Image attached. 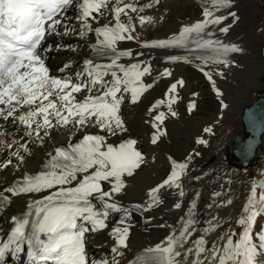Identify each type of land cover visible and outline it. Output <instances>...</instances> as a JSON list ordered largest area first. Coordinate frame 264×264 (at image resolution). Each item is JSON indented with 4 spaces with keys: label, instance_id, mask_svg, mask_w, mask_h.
<instances>
[{
    "label": "snow or ice",
    "instance_id": "1",
    "mask_svg": "<svg viewBox=\"0 0 264 264\" xmlns=\"http://www.w3.org/2000/svg\"><path fill=\"white\" fill-rule=\"evenodd\" d=\"M159 3L155 0L156 5ZM234 4L235 0H204L202 20L183 25L171 38L144 40L132 14H136L141 28L154 25L153 16L141 15L154 6L152 3L138 6L135 0H0V153L7 150L0 169L10 165L18 168L31 155L30 145L43 146L52 139L53 131L63 129L69 134L66 143L46 154L39 170L0 190V213L12 205L13 197H29L27 210L10 217L13 226L7 239L0 237V264H5L7 256L18 257L25 251L27 264H121L130 250L134 214L159 208L164 203V189H174L181 198L173 209L186 211L175 225H159L170 229L164 240L136 253L127 264H264V179L252 182L235 226L218 213L202 222L198 215L199 192L184 204L185 179L194 157L200 155L195 149L183 161L168 157L169 174L148 190L145 202L128 207L120 199L128 187L127 178L147 162L137 147L138 140L130 135L125 138L129 128L121 114L122 105L126 96L131 104L139 103L154 86L145 82V77L152 75L151 63L140 59L145 52L123 47V42L135 41L141 49L184 48L191 58L171 55L167 59L228 67V54L244 50L236 44L204 37H213V26L229 17L233 24L240 20L232 10ZM231 27L229 24L218 30L227 34ZM90 34L95 36L94 43H89ZM70 36L84 41L93 56L84 59L79 70L73 68L69 58L60 70L65 74L53 75L45 56L62 50L75 53L78 46L57 43L52 48L48 41ZM198 50H210L211 55H197ZM200 71L217 95H222L212 74L204 67ZM172 75L167 68L160 73L161 77ZM217 75L223 76V72ZM185 83L182 78L171 83L166 99L157 100L148 109L151 119L145 123L154 129L152 145L167 135L163 125L168 115H178L173 105L179 99L178 88ZM164 105L167 113L158 111ZM195 107L192 103L189 111ZM252 123L255 126L254 118ZM204 131L211 133L212 129ZM77 134H81L79 138ZM196 143L207 145L208 141L200 137ZM222 195L219 191L212 193L214 198ZM232 204L229 197L215 205L209 203L207 208ZM113 214H119L120 219L110 227ZM154 218L149 215L145 219L150 223ZM105 232L114 242V255L110 260L90 259L89 238Z\"/></svg>",
    "mask_w": 264,
    "mask_h": 264
},
{
    "label": "bare ground",
    "instance_id": "2",
    "mask_svg": "<svg viewBox=\"0 0 264 264\" xmlns=\"http://www.w3.org/2000/svg\"><path fill=\"white\" fill-rule=\"evenodd\" d=\"M258 1L260 5L264 6V0ZM135 2L138 6L148 3L154 5L151 8H146L141 13V15L153 16L156 20L154 25H145L141 28L136 14H132L134 23H137V32L140 33L141 38L144 40L171 38L174 34L179 33L183 25H190L204 18L202 16L204 0H160L158 5L155 4V0H135ZM219 14L217 13V15ZM160 17H164V19L161 20ZM108 19H111V17L109 16ZM104 22V20L101 21V23ZM220 26H213L211 29L215 32L213 37L205 36L204 38L219 39L226 44H236L235 40L224 36V33L218 30L221 28ZM94 42L95 36L94 34H90L89 43ZM57 43H71L74 47L78 46V50L75 53L62 50L47 54L45 57L50 72L53 75L63 76L65 74L60 70L68 62L69 58L73 62V68L79 70L83 60L93 56L91 49L85 45L84 41L79 40L77 37H54L48 41L49 46L52 48H55ZM122 46L131 48L134 51L145 52V56L140 59L146 60L152 65V75L145 77V82L153 83L154 86L144 94L139 103L135 105L131 104L129 98L126 96L122 105L121 114L129 128V134L125 138L130 135L131 138L138 140L137 147L144 153L147 162L133 177L127 178L128 187L120 199L128 207L145 202L148 190L161 183L166 178L164 176L169 173L170 162L168 157H172L177 161H183L185 156L195 149L200 155L194 157L190 165V175L185 179L186 196L182 198L184 204H189L194 194L199 192L198 215L202 222L207 221L211 215L218 213L220 217L230 221L235 226V219L239 216L242 206L246 203V197L250 192L252 182L264 179V138L256 158L247 167L235 166L229 160L233 139L236 136L243 137L241 113L244 106L253 103L259 97L264 98V54L262 59L253 60L252 58L243 57L239 53H229L227 59L231 61V65L228 67L223 64L214 63L204 65L202 61L193 60L198 66L201 64L208 69V72L212 74L213 79L216 81V88L220 92L222 88H229V85H225L224 81L235 84L238 74H242L235 68L236 61L238 62L237 65H243L244 69L242 70L248 72V74L244 75L249 76L250 79V93H245V95L238 93L237 96L241 99L238 101H231L232 99L229 100L223 94L219 95L217 97L219 100L218 111L211 118L207 119L199 116L195 111L202 99L198 95L193 96L191 84L185 71L186 65L189 63H185L182 60L172 62L167 59L171 55H188L191 58L192 54L188 50L184 48H171L167 50L141 49L135 41L123 42ZM191 47L194 48L195 46L191 45ZM195 54L207 56L211 55V51L198 50ZM233 61H235L234 64ZM98 62L100 61L98 60ZM223 67H226V70H223ZM165 68L173 73L171 77L160 76V73ZM219 71L223 72V76L217 75ZM254 76L261 80L252 79L251 77ZM181 78L186 83L183 88H178L179 99L173 105V110L178 115L176 117L168 115V119L163 125L167 131V135L162 137L161 141L157 144L158 146L152 145L150 138L154 129L151 128L150 124L145 123V121L151 119L148 109L157 100L166 99L165 94L170 84ZM209 86L216 92L211 82H209ZM192 103H195L196 107L189 111ZM225 104L227 105L226 108L223 106ZM182 106L187 108L188 112L186 114L182 113ZM158 111H165L167 113L166 105L161 106ZM209 127L212 129V132H205L204 129ZM90 131L96 130L90 129ZM68 135V132L63 129L53 131L52 139L46 141L43 146L38 144L30 145L32 149L31 155L18 168L10 165L7 169H0V190L12 185L25 174L35 173L39 170L46 159V154L53 151L55 147L66 143ZM79 135L81 134H77V138H79ZM200 137L206 139L208 144L197 145L196 140ZM111 139L115 140L116 138ZM6 154L7 150H5V153H0V163L4 162ZM222 156L225 159H222ZM13 164H16L15 158H13ZM197 176L201 178L199 180L194 179ZM216 191L222 192L224 195L214 198L212 193ZM161 193L164 203L159 208L143 215L134 214L129 237L130 250L126 257L121 259V264H127L128 259L132 258L136 253L163 241L170 229L168 227H160L159 225H175L178 218L184 215L186 209L174 210L172 207L178 199H181L175 195L174 189H164L161 190ZM229 197L233 199L231 206L207 208L209 203L215 205L219 200H226ZM28 200V196L13 197L12 205L5 212L0 213V237H3L4 240L7 239V234H10L11 227L13 226L10 217L12 215L23 214L27 210L26 204ZM149 215L155 217L150 223L146 222L145 219ZM119 219V214H113L110 219V227L118 224ZM225 226L227 227V225ZM257 227H259V220ZM113 243L112 238L107 232L92 235L87 242L89 258L96 261L102 259L110 260L114 255L111 252ZM26 258L25 252L19 254L18 257L9 255L6 257L5 264H24Z\"/></svg>",
    "mask_w": 264,
    "mask_h": 264
},
{
    "label": "rangeland",
    "instance_id": "3",
    "mask_svg": "<svg viewBox=\"0 0 264 264\" xmlns=\"http://www.w3.org/2000/svg\"><path fill=\"white\" fill-rule=\"evenodd\" d=\"M232 10L237 12L240 20L233 24L232 19L229 17L228 20L224 21L220 27H224L229 24H232V27L227 34L224 33L223 35L235 40L236 45L244 50L239 53L241 56L250 59L252 58L253 60L262 59L264 54V6L260 5L258 0H236ZM234 62L235 61H233V64ZM237 64L238 62L236 61L235 68L242 74H238L235 79V84L224 81V84L229 85V88L221 89V93L229 100L232 99L231 101L241 100L237 96L238 93L245 95V93L247 94L251 92V88L249 86V76L244 75L248 74V72L242 70L244 69L243 65ZM200 67L204 66L201 64L198 66L197 63H189L186 65L185 71L191 84L193 96L198 95V97L202 99V101L197 105L195 111L199 116L209 119L217 113L219 100L217 99V93L209 86L210 81L204 73L200 71ZM204 69L205 71H208L206 67H204ZM224 69L226 70V67H223V70ZM251 78L261 80L260 78H256V76ZM186 109L187 108L185 106H182L183 114L188 112ZM222 159H225V157L222 156ZM168 174L169 173L163 176L167 177Z\"/></svg>",
    "mask_w": 264,
    "mask_h": 264
},
{
    "label": "water",
    "instance_id": "4",
    "mask_svg": "<svg viewBox=\"0 0 264 264\" xmlns=\"http://www.w3.org/2000/svg\"><path fill=\"white\" fill-rule=\"evenodd\" d=\"M255 119V126L252 120ZM244 136H236L230 153V161L238 167H247L256 158L264 136V98H258L243 108L241 114ZM249 146L251 149L249 150Z\"/></svg>",
    "mask_w": 264,
    "mask_h": 264
}]
</instances>
